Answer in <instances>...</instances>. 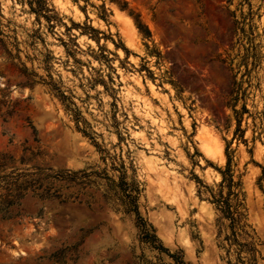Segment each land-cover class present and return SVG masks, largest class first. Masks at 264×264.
<instances>
[{"label":"rangeland","instance_id":"374dc122","mask_svg":"<svg viewBox=\"0 0 264 264\" xmlns=\"http://www.w3.org/2000/svg\"><path fill=\"white\" fill-rule=\"evenodd\" d=\"M0 264H264V0H0Z\"/></svg>","mask_w":264,"mask_h":264}]
</instances>
